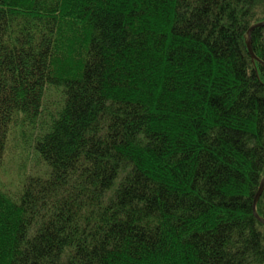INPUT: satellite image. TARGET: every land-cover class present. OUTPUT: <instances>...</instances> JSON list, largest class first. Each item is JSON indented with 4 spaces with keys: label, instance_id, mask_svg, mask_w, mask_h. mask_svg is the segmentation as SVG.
Returning a JSON list of instances; mask_svg holds the SVG:
<instances>
[{
    "label": "trees",
    "instance_id": "1",
    "mask_svg": "<svg viewBox=\"0 0 264 264\" xmlns=\"http://www.w3.org/2000/svg\"><path fill=\"white\" fill-rule=\"evenodd\" d=\"M262 22L264 0H0V174L61 92L45 177L0 186V264H264Z\"/></svg>",
    "mask_w": 264,
    "mask_h": 264
},
{
    "label": "rangeland",
    "instance_id": "2",
    "mask_svg": "<svg viewBox=\"0 0 264 264\" xmlns=\"http://www.w3.org/2000/svg\"><path fill=\"white\" fill-rule=\"evenodd\" d=\"M61 92L50 91L45 97V102L51 106L43 111L37 123L32 126L17 128L10 136L5 160L1 168V191L11 198H17L29 177H45L48 170L41 164L39 157L32 150L38 136L33 135L35 125L41 126L57 113V105L61 100ZM23 129L28 133H24ZM25 135V136H24ZM39 135V134H37Z\"/></svg>",
    "mask_w": 264,
    "mask_h": 264
},
{
    "label": "water",
    "instance_id": "3",
    "mask_svg": "<svg viewBox=\"0 0 264 264\" xmlns=\"http://www.w3.org/2000/svg\"><path fill=\"white\" fill-rule=\"evenodd\" d=\"M260 27H264V22L252 27L250 29V31H249V34H248V42L247 43H248L249 51H250V53L252 55L253 63H256V62H258L260 60L254 55V53L252 51L251 33L253 32V30H255L256 28H260ZM262 64H263V62H262ZM263 192H264V183L260 186V190L258 191V193H257V195H256V197L254 199V207H256V205L258 204Z\"/></svg>",
    "mask_w": 264,
    "mask_h": 264
},
{
    "label": "bare ground",
    "instance_id": "4",
    "mask_svg": "<svg viewBox=\"0 0 264 264\" xmlns=\"http://www.w3.org/2000/svg\"><path fill=\"white\" fill-rule=\"evenodd\" d=\"M256 208V207H255Z\"/></svg>",
    "mask_w": 264,
    "mask_h": 264
}]
</instances>
